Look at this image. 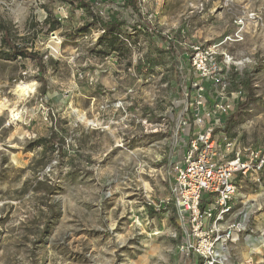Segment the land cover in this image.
Returning <instances> with one entry per match:
<instances>
[{
  "label": "rangeland",
  "instance_id": "obj_1",
  "mask_svg": "<svg viewBox=\"0 0 264 264\" xmlns=\"http://www.w3.org/2000/svg\"><path fill=\"white\" fill-rule=\"evenodd\" d=\"M93 1L103 22H125L116 52L73 0H0V264H197L166 201L195 119L212 123L215 91L192 71L190 47L212 49L228 92H242L220 118L228 137L264 150V0H137L139 19L122 0ZM3 28L38 54L41 73L6 55ZM18 84L34 92L19 100ZM253 194L260 206L229 264H264V179Z\"/></svg>",
  "mask_w": 264,
  "mask_h": 264
},
{
  "label": "built area",
  "instance_id": "obj_2",
  "mask_svg": "<svg viewBox=\"0 0 264 264\" xmlns=\"http://www.w3.org/2000/svg\"><path fill=\"white\" fill-rule=\"evenodd\" d=\"M59 15L66 18L65 10ZM215 57L210 48L190 47L192 71L215 91L214 102L204 112L212 123L206 125L202 117L195 119L200 131L183 149L166 200L173 202L185 223L189 237L186 251L197 264H229L228 246L240 240L249 212L247 207L236 210L238 187L234 180L251 174L257 176L258 183L264 179V150L239 148L224 131L220 118L233 110V100L242 92H228L227 77ZM192 87L197 99L203 101L205 90L200 83ZM220 146L225 153L219 152ZM242 264L253 263L247 260Z\"/></svg>",
  "mask_w": 264,
  "mask_h": 264
},
{
  "label": "trees",
  "instance_id": "obj_3",
  "mask_svg": "<svg viewBox=\"0 0 264 264\" xmlns=\"http://www.w3.org/2000/svg\"><path fill=\"white\" fill-rule=\"evenodd\" d=\"M74 6L73 10L84 13L88 18H91L95 23L99 24L105 32L102 36L98 38V45H102L103 43L105 47L109 50L108 52H116L117 48L115 47V40L117 35L120 32V27L125 24L124 20L117 19L115 14L108 16V21L103 22L99 17L98 13L94 12V1L93 0H73ZM123 9H127L132 12L139 19V10L137 8V0H122V4L120 6ZM56 24L51 26V30H55ZM146 29L150 31L149 26H146ZM4 33L2 36V43L6 47L7 56L12 58L19 59H28L33 62L38 71L41 73L44 69L43 62L37 53L29 51L27 46L24 45H16L14 44L10 38L8 32L3 28ZM80 31V30H79ZM164 42H168L169 48H171V44L173 42L172 39L162 38ZM41 83L43 84L42 78H40ZM45 142V140H40V143Z\"/></svg>",
  "mask_w": 264,
  "mask_h": 264
},
{
  "label": "crops",
  "instance_id": "obj_4",
  "mask_svg": "<svg viewBox=\"0 0 264 264\" xmlns=\"http://www.w3.org/2000/svg\"><path fill=\"white\" fill-rule=\"evenodd\" d=\"M257 176L254 174H251L247 177H236L234 180V183L238 187V198L236 199V210H243L246 207L251 212L252 209L255 207L260 206V202L257 199V194H253V191L260 187V183L256 182ZM246 208V209H247ZM257 221L264 222V212L259 213L256 217ZM261 222V223H262ZM259 223V225H256V228L258 227L259 231L262 232V236H264V232L262 230V227H264V224ZM261 241L264 243V237L260 238ZM245 248H249L251 246V240L248 238L243 239ZM249 252L251 253L252 250L250 249Z\"/></svg>",
  "mask_w": 264,
  "mask_h": 264
},
{
  "label": "bare ground",
  "instance_id": "obj_5",
  "mask_svg": "<svg viewBox=\"0 0 264 264\" xmlns=\"http://www.w3.org/2000/svg\"><path fill=\"white\" fill-rule=\"evenodd\" d=\"M34 92L33 84H18L15 87V94L19 100H22ZM3 109V105H0V110ZM10 118L12 121H18L21 119V112L10 111Z\"/></svg>",
  "mask_w": 264,
  "mask_h": 264
}]
</instances>
